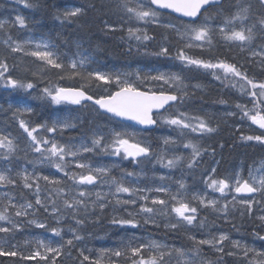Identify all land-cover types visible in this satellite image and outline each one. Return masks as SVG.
Instances as JSON below:
<instances>
[{"label": "snow or ice", "instance_id": "1", "mask_svg": "<svg viewBox=\"0 0 264 264\" xmlns=\"http://www.w3.org/2000/svg\"><path fill=\"white\" fill-rule=\"evenodd\" d=\"M18 3H24L25 7H35L33 3H28L27 0H17ZM225 0H120L116 6L120 13L122 23L117 27V24L108 20L103 21L104 30L115 32L117 30L124 31V24L127 23V40L137 41L138 46L144 45L155 39L149 35L147 25L155 24L167 30L173 31L178 38V42L182 43V47L178 48L174 59L180 61L183 69L191 70L193 67L197 69L212 70V75L216 80L224 83L229 81L232 87H239L242 94L252 97L253 109L249 110L246 105L237 103L236 108L239 109L244 117H247L252 124L257 125L260 129H264V81L256 82L248 75L241 71V66L235 63H230L227 60L203 59L200 57L189 55L187 49L199 48L211 52L213 50L214 37L219 35L220 38L229 47H236L243 53H249L251 57H260L261 64L264 65V0H255V6L252 0H235L229 9L223 7ZM154 6V7H153ZM208 8H215L216 18H220L221 23L213 27L210 21L213 19L210 15H204ZM234 9V10H233ZM164 11L168 15L177 14L175 19L181 20L182 23L177 25L169 21L162 23L161 17ZM85 13V9L81 6L72 5L65 6L64 9L57 10L55 18L63 24L64 22L73 23ZM204 15V19L200 17ZM183 18H188L184 20ZM133 23L137 26H132ZM19 25L20 28H26L27 21L24 17L17 15L15 20L0 21V43L7 48L11 54L22 53L24 56H31L49 69L58 70V78H74L79 76L87 81L89 86L96 84L98 88H103L106 95H99L95 98L93 94H89L87 90L61 87L49 85L41 90L39 99L47 100L52 105L71 104L81 105L84 101H91L104 113L111 114L113 117L122 118L126 121L135 122L138 125L154 126L157 124L174 126V130L179 131V139L172 137H163L164 149L159 153H154L150 144H146L140 140L134 139V134L114 132L109 140L103 135L93 134L91 144L81 143L78 147L71 144H61L54 139L44 138L39 135L42 130L48 133H55L59 128L61 131L67 128L75 127L74 123L69 120H55L51 126L47 124H36L32 126L29 120L23 118L24 114L31 115L33 109L31 107L16 108L12 111V106L9 110L12 111V119L18 120L19 128L27 134L28 145L25 149L37 154L38 159L33 163L48 164L55 168L58 172L63 173L67 178L66 181L60 179H52L48 175H43L33 171L28 173L23 170L17 175L22 181L23 189H27L35 196L34 204L31 200H27L21 195L19 199L5 193L0 203L7 200L8 203L0 208V221L6 222L10 226H0V233H13L19 231L23 227V222L14 220L9 214V210H14L16 218H25L27 224L35 225L37 228H46L47 225L34 218L36 216L37 207L42 208L45 213L54 217L59 224L66 216L74 221L75 226H69L68 232L71 233L70 238H64L63 229L59 227L51 228L54 236L60 237L64 241L63 244L53 246L51 242L45 243L44 240L35 241L36 250L29 255H23L17 250L16 245H10V249H6L5 245L8 241L0 243V256L17 257L20 256L23 260L52 261V264H57L56 258L62 255L65 247L71 249L75 246V242H81L84 237L80 234L82 227L90 222L91 216L95 215V211L99 209L101 213L106 209L109 203V197L115 199L118 205L135 206L139 201H143L139 205L137 212L127 211V217L113 216L111 224L120 227L137 228L140 226L138 217H143L145 225H154L159 228L161 226L158 217L166 218L163 226L168 231H177L181 228L186 230L187 239L191 242V247L186 249L183 246L178 248H170L166 244H162L156 240L149 242L129 241L122 248H117L109 253L107 249L100 250V256L110 255L115 258H124L131 264H171L172 260H176V264H225L224 256H240L242 259L239 264H264V251H257L247 245H242L239 241L232 240V248L236 251H225V242L231 238L226 233L214 235L208 234L207 238H197L192 234L193 228L203 229L207 226L206 218L201 219L199 216L200 208L210 209L214 213L222 214L226 219L230 215L231 210L239 211L241 217L246 213L249 217L253 214L254 203L259 204L264 200V174L258 178L254 175L253 170L249 169V178L244 179L237 172L230 178L214 177L216 168H212L211 174L204 176V183L212 192L219 193L224 199L221 204L220 198H208L207 194H193L191 201L187 199L182 192H187V188L183 178L177 181L179 190L173 194L171 187L161 183L152 188H137L125 185L126 177L139 176L142 173L125 172L120 179L115 177L110 178V168L105 166L92 167L88 163H84L78 158L82 153L99 152L112 155L125 160L130 159L132 163L139 165L144 161L152 162V157L155 156V162L161 167L174 169L182 164H186L187 169H194L203 155L208 154L209 149L204 148L199 143L192 139H187L184 143V148L190 150L188 157L183 155H173L171 158H166L168 146H175L183 141L186 136V130L191 133H198L200 136L212 134L217 131V128L212 127L211 117L189 115L184 111H178V114L165 115L160 110L167 111L165 106L173 107L172 102H183L190 98L188 91L189 85L186 84L185 77L181 72H157L155 75L151 73L142 74L140 70L133 72H100L89 71L84 75L85 64L90 61V57L83 56L80 53L81 44L76 42V56L67 65L61 61L60 56L55 50L56 45L51 41H20L14 39L11 35V29ZM143 26V27H142ZM122 40L125 37H121ZM163 39L168 41L169 37L164 36ZM256 45L255 48L252 46ZM34 46V48H33ZM32 48L33 50H29ZM171 46L167 43L159 46V51L153 52L152 55L157 57H170ZM220 70L223 76L220 75ZM46 69L41 68L39 73L33 72V75L43 76ZM64 73V74H60ZM134 77V79H133ZM162 82V83H161ZM160 84L159 91L152 88L144 91L141 90V85ZM164 86H167L165 88ZM0 87L12 90L28 91L35 88V84L31 81L25 82L21 79L14 78L7 63V56L0 57ZM115 90H112V88ZM193 89H199V84L193 85ZM194 94V93H193ZM219 103H226L221 100ZM254 113V114H253ZM236 113L228 112L227 115L233 116ZM158 117V118H157ZM242 140L256 141L264 145V134L242 136ZM18 140L11 136L10 133H5L0 130V159L10 163V157L17 151ZM223 145H221V148ZM211 154L215 155V149H211ZM73 158L72 160L66 159ZM72 164L75 168L80 169L79 173L70 171ZM11 169L0 170V187L2 186H18V181L11 175ZM264 172V164L260 170ZM161 181L170 179L166 175L159 176ZM45 182L42 187L40 181ZM67 181H71L68 184ZM108 185L109 191L95 192V199H90L93 193L80 186ZM51 185L49 189L47 186ZM115 189L113 192L112 189ZM48 195L44 196V192ZM155 191L168 196V199L158 197H149L148 192ZM235 192L237 196H233L231 201L227 200V194ZM128 194V199H121L118 194ZM260 193L262 200L253 201L248 198H238L239 194H254ZM150 201V203H149ZM193 201L195 203H193ZM237 205L240 207L237 208ZM158 206V207H157ZM172 214H175L174 216ZM29 216L32 219H27ZM261 221V226L264 227V214L257 217ZM257 238L264 241V235L254 233ZM208 246L214 249L216 253L221 254L215 261L207 260L202 255L203 246ZM83 261H90V257L84 254L83 250H79ZM144 253H148L147 258ZM48 254H51L50 256ZM70 254V253H69ZM250 254L253 258L250 259ZM90 264H102L101 259L91 261ZM111 264H118V260L111 261Z\"/></svg>", "mask_w": 264, "mask_h": 264}, {"label": "rangeland", "instance_id": "2", "mask_svg": "<svg viewBox=\"0 0 264 264\" xmlns=\"http://www.w3.org/2000/svg\"><path fill=\"white\" fill-rule=\"evenodd\" d=\"M11 0H0V21H9L12 22L15 20V17L17 15L22 16L26 19L27 21V27L26 28H20L19 25L14 26L12 29L16 30L17 33L13 36L14 39H18L20 41H27V40H32V41H40V40H46V41H51L54 45H56L55 50L57 51L58 55L60 56L61 61L65 64L66 70H67V65L68 63L73 59L79 57L76 56L77 53V48L75 47L76 42H79L81 44L80 48V53L83 56L90 57V61L85 64L84 68V75H87V72L89 71H100V72H133L135 73L137 70H140L142 74H147L151 73L155 75L157 72H181L182 71V65L180 63L174 64L173 59L168 60L166 63L165 67H159V68H148L144 67L140 64L138 61V53H134V55H127L126 58H122L120 62L115 61L114 59H111L108 54H96L102 58H97L95 57V54L91 51V47L89 46L88 48V43L86 42V38L83 37L82 35L76 34L75 32L71 33V36L68 38L70 41V44L72 45V50H67V49H62L59 48L58 45L54 42V36L56 35V29L54 27H46V26H34L32 25L33 23L31 22V16H28L26 12V8L24 3H18L17 0H15V4H10ZM28 2V1H27ZM73 4H64L59 10H63L65 6L71 7ZM162 23H168V21H163ZM211 23V22H210ZM213 27H215L218 24H213ZM101 25L104 28L103 21L101 22ZM119 28V26L117 25ZM160 27V26H159ZM163 29L166 34L168 35L169 39L168 41H165L163 39L164 35H161V38H159L158 41V46L157 50L159 51V46L162 44H172L174 47V50L172 52L173 55L176 54V49L182 47V43L178 42V38L176 37L175 32L167 30L163 27H160ZM74 31V30H73ZM107 31V30H106ZM127 31V29H126ZM109 32V31H108ZM115 32H121L120 30H117ZM112 33V32H111ZM166 35V36H167ZM219 35L215 36L218 37ZM255 48L256 46H252ZM34 48V46H33ZM29 50H33L30 48ZM241 55H243L240 52ZM7 56V63L9 65V69L11 71V74L14 78L21 79L25 82L31 81L35 84V88L28 90L27 92L24 90H12V89H6L4 87H0V100L2 97H6V105L0 104V130L4 131L5 133H10L12 137L16 138L18 140L17 146L20 148V150H25L28 145V138L27 134L23 132L22 129L19 128V123L18 120H13L12 117V111H14L16 108H24V107H31L33 108L34 106H37L40 104L39 96L41 94V90L44 87L51 85L54 86H59L58 83L61 81H68V82H75L77 83V88L82 89V90H89V91H97L100 94L99 95H106L103 91V88H98L96 84H92L89 86V83L83 79H81L79 76H76L74 78H65L63 80H60L58 78V70L55 69H49L48 66L43 65L42 62L37 61L36 58L31 57V56H24L22 53H17V54H11L10 51L4 47L2 43H0V57ZM246 60L248 61L249 64H255L257 65L258 69H264V65L261 64V58L260 57H251L249 53H246ZM41 68L46 69L45 73L43 76L41 75H33V72L39 73ZM194 71L196 75L202 76L203 77V72L204 69H195ZM64 74V73H60ZM134 79V77H133ZM162 83V82H161ZM141 90L147 91L149 88H152L155 91H159L160 89V84H149L147 86L141 85ZM167 88V86H164ZM229 86H224L223 90V98L225 99L226 103H221L217 106H202L204 105V101L201 100L203 98L204 92L200 90L199 93H202V97L200 98V105L201 107L197 108V111L199 112V116H205V117H211L210 122L211 123H221L222 125L237 130L239 128L238 125H233L230 123V120H232L235 116H229L227 115L228 112H234L235 106H228V101L227 99L229 98ZM112 90H115L113 87ZM236 90V89H235ZM237 91V90H236ZM196 94V92L194 91ZM99 95L97 97H99ZM242 97V96H241ZM209 99L213 101L215 104L218 102L220 98H217V96L213 93L211 96H209ZM218 100V101H217ZM84 104V103H82ZM71 105V104H61L59 106L57 105H52V117L51 121L55 120H69L71 123H74L76 126L72 128H67L64 130H60L59 128L55 133H49V138L54 139L56 142L64 144V140L62 137H59L56 135L57 133H63L67 131H74L75 135L72 139H70L67 144L79 146L81 143H87L91 144V140L93 137V134L97 135H103L107 137L109 140L112 138V134L114 132H121V133H129V134H134V139L135 140H140L146 144H150L152 147V150L154 153H159L161 149H164L165 146L163 144V137H172L179 139V135H174L172 134L168 128L166 127L167 125H162V127L155 131L153 133V138L154 140H151L150 137L145 135V133H142L141 131L137 129H133L128 127L125 124H121L119 122L115 123L112 122L109 119H105L104 121H100L101 115L96 110L94 107L93 108H84L85 114H86V124L85 126H82L84 123L85 119H79V111H74V109H77L78 107H83L84 105ZM12 106V111L9 110V106ZM78 110V109H77ZM90 112V118H88L87 114ZM77 112V114H75ZM184 112L188 113L189 115H192L189 113L188 109H185ZM168 115V114H166ZM193 115H195V111H193ZM98 118L97 121L93 123V119ZM83 121V122H81ZM93 123V124H92ZM250 129L254 132H257V135H261L264 133H260L259 129L257 128L256 125L254 124H245L244 125V130ZM78 132V134L76 133ZM187 136L186 138L181 141L180 143L176 144L175 146L169 145L168 146V151L166 158H171L173 155H183L185 157H188L190 154L189 149L184 148V143L187 142V139H192L194 142L199 143L200 141L204 140L209 134H206L204 136H200L198 133H191L190 131L186 130ZM40 135V133H39ZM213 138V137H210ZM208 138L205 143H199L202 145L204 148L207 149H212V148H218L217 145L214 143L212 144V141H209ZM258 143V142H257ZM259 144V143H258ZM212 145V146H211ZM261 145V144H260ZM264 146V145H263ZM3 151V150H1ZM239 152V151H238ZM237 155V154H236ZM210 156V153L208 152V155H203L202 158L200 159V162L198 165L192 169L189 170L186 167V164H182L181 166L174 168V169H167L163 168L160 166V164L155 162V156L152 157V162L149 163L148 161H144L140 163L139 165L134 164L131 162V160H125L122 158H118L112 155H106L99 150L96 152H90V153H82V155L78 158L84 163L90 164L92 167H97V166H105L110 168V173H116L119 178H121L122 173H120V169L122 168V163L125 161H130L131 165L129 168L124 169L125 171L129 172H136V173H142L138 177H126L125 182L127 183V186L131 184L133 187L137 188H152L154 189L156 186L160 185L161 183L165 184L166 186L171 187L172 193L175 194L179 190V186L177 181H179L181 178H183L184 182L186 184H192L191 186L187 187V192H182V195H185L188 200L191 201V198L193 194H200L204 195L207 194L208 198H220L221 199V204L224 203V199L220 197L219 193L212 192L210 189H208L204 183V177L203 179L200 178V182L196 183L197 175L194 176V172L198 171L199 173L203 172L201 170V161H205L208 159ZM37 157V156H36ZM217 158H220L219 156ZM66 159L72 160L73 158L67 157ZM36 161V160H35ZM221 161V159H220ZM12 163H15V167H10L9 165H6L4 167H0V170H6V169H11V175L19 179V176L17 173L27 170L28 173H32L33 171H36L37 173L47 175L44 171H49L50 169H54L55 174H62L61 172H58L55 168L51 167L48 164H40V163H34V166L32 165L33 162L27 163V164H18L16 160H13ZM227 161L226 165L223 168V172L221 173L220 177H217L218 170L216 169V172L214 173V177L217 179L220 178H230L233 176L234 173L239 172L244 179L249 178V169L251 168L253 170L254 175L258 176L264 174V172L259 171L261 168V165L264 164V156L261 158V160L258 163H255L252 166L245 167L242 160L241 156L237 158V161L235 163ZM7 164H10L9 162ZM213 164V163H210ZM229 164V165H228ZM216 168V164L214 163L210 169L207 170L205 175L211 174L212 168ZM116 169V170H115ZM70 171H74L79 173L81 170L75 168V164H72L70 167ZM48 175L50 177H54L56 175ZM161 175H166L170 177V179H167L165 181H161L159 179V176ZM204 175V176H205ZM58 178L67 180V178L62 174V176H59ZM62 180V181H63ZM69 182V181H67ZM40 184L42 187L45 186V182L43 180L40 181ZM4 190L0 191V199L3 198L5 193H8L10 196H14L17 199L23 195L24 198H27L26 196H29L32 198V203L34 204L35 202V196L32 195V192H30L27 189H22L21 187H13V186H4ZM81 188H84L86 190H89L93 193V198L95 199V192L96 191H103L107 193L109 191V187H106V185H97L95 188L92 186H80ZM9 188V189H8ZM18 190L19 194H15V190ZM114 189V188H113ZM112 191L114 192L115 190ZM24 190H27L29 193H25ZM258 195L255 198H248L252 199L254 202L257 200H262L261 197L258 198V196H261L260 193H257ZM44 196L48 195V192L43 193ZM121 199H128V194H118ZM147 195L149 197H158L162 199H168L169 197L166 196L163 193H157L155 191L148 192ZM233 196H237L235 192H229L227 194V200L231 201ZM238 198H246V197H239ZM115 201L113 197H109V212L111 218L113 216H124L127 217V211H133L137 212L139 210V205L143 203V201H139L137 205L132 206H123L120 205V211H118V208H116L115 204L111 201ZM8 203L7 200H3V203H0V208H2L4 205ZM150 203V201H149ZM193 203H195L193 201ZM263 205L261 204H256L254 203V209L253 212L256 210V206L261 208L260 213H256L257 215L255 216L256 219L259 215L264 214V200H262ZM158 207V206H157ZM240 206L237 205V208ZM127 209V211L125 210ZM200 210H205L209 211L213 214L216 215L218 219L222 220V223H228L232 221L231 216H229L227 219L220 213H214L210 209H205V208H200ZM9 214L12 216V218L15 220L14 216V210L10 209ZM247 214V213H246ZM173 216L175 214H172ZM248 219H252L253 215L249 217L247 215ZM33 217L29 216L27 219H32ZM42 222H44L47 227L45 228H37L35 225H29L26 222L25 218H18V220H21L23 222V227L19 231H14L13 233H0V243H3L4 241H8V244L5 245L6 249H10V245H16L17 250L22 252L23 255H29L31 252L36 250V244L35 241L37 240H44L45 243L51 242L53 246H56L57 244H63L64 241L60 239V237H56L52 234L51 228L53 227H59L63 229V234L65 240L70 238L71 233H69L68 226L62 225L65 220H62L59 224H57V221L54 217L50 216L48 213H45L42 208L37 207L36 211V216L34 217ZM139 221L141 222V225L144 226L145 224L143 223V217H138ZM158 220H160L161 225L164 230H166L163 226L164 219L166 218H161L158 217ZM259 220V219H257ZM260 221V220H259ZM261 222V221H260ZM151 225V224H149ZM0 226H10L6 222L0 221ZM124 231L119 235H116L115 239H118L121 243L122 246L129 241H134L135 243L143 242L141 241L140 236L133 235V233H129V231L126 230V228H123ZM37 230H39V233H37ZM180 233L183 235V237L187 239V233L186 230L181 228L179 229ZM202 232V231H201ZM200 232V234H201ZM109 233H112L111 229L107 231L106 233L98 234V235H92V234H81L84 237V240L81 242H75V246L72 247L71 249H68L65 247V249L62 252V255L56 258L57 264H90L91 261H95L97 259H101L102 264H111V261L113 260H118V264H123L122 258H106L100 256V250L103 249V241L101 240L105 236H107ZM210 233L214 235H218L219 233H226L230 236V240L225 242V251H236L235 249L232 248L231 241L236 240L239 241L242 245H247L250 248H254L257 251H264V246H261L258 244L257 241L250 237H234L229 231L226 229H221L218 231H211ZM192 234H195L196 237L199 239V234L196 232V230L193 228L192 229ZM16 237L18 238L16 240ZM208 236L204 237L207 238ZM189 241V240H188ZM168 242V241H166ZM162 244H166L163 241H161ZM170 243V242H168ZM168 245L170 248H172L169 244ZM204 249L206 250V254L203 255L207 260H210L212 256L210 255L211 252H214V249L209 248L208 246H203ZM79 250H83L85 255H88L90 257V261H83V257L80 256ZM209 251V252H208ZM70 253V254H69ZM49 256L51 254H48ZM238 257V256H234ZM239 257H242V252ZM147 258V257H146ZM253 258L252 254H250V259ZM35 264H52V261L49 259L48 261H41L38 258L35 260H32ZM131 264V263H130ZM171 264H176V260L173 259Z\"/></svg>", "mask_w": 264, "mask_h": 264}, {"label": "trees", "instance_id": "3", "mask_svg": "<svg viewBox=\"0 0 264 264\" xmlns=\"http://www.w3.org/2000/svg\"><path fill=\"white\" fill-rule=\"evenodd\" d=\"M28 3H33L36 6L35 7H27L26 12L28 16H31V22L34 26H46V27H54L56 29V35L54 36V42L58 45L59 48L72 50V45L70 44L69 37L71 36L72 32H75L76 34L82 35L86 38V42L91 47V51L95 54V57L102 58L96 54H108L111 59H114L117 62H120L122 58H126L127 55H134V53H138V61L140 64L144 67L148 68H159V67H165L166 63L170 59H174V55L172 54L174 47L172 44H169L171 46V56L170 57H157L155 55H152L153 52H157V46L159 38H161V35L166 36V32L161 29L158 25L150 24L147 25L148 33L151 36H154L155 39L146 42L144 45L138 46L137 41L133 40H127V27L129 26L127 23L124 24V31L121 32H108L104 30L103 26L101 25L102 21L108 20L110 22L116 23L118 26L122 23L120 19V13L117 10V5L119 4L120 0H27ZM235 3V0H225L223 7L226 9H229L232 4ZM252 3L255 6V1L252 0ZM10 4L16 5L15 0H11ZM64 4H73L76 6H81L85 9V13L79 17L75 22L69 23L64 22L63 24L61 21L57 20L55 18V14L58 8H60ZM234 10V9H233ZM215 8H210L204 15H210L213 17L211 22L213 24H219L221 23L220 18H216ZM203 15V16H204ZM162 22L163 21H171L174 24H181L182 21L174 19L168 15H162L161 17ZM132 26H137L135 23H133ZM143 27V26H142ZM74 30V31H73ZM17 33L16 30L11 29V35L12 37ZM168 36V35H167ZM121 37H125L124 40L121 39ZM177 51V49H176ZM189 55L196 56L203 58L205 60L212 59L213 61L219 59V60H227L230 63H235L237 66H243L241 71H244L249 78H252L256 82L264 81V69H258L255 64H249L245 57H241L238 53V50L236 47L232 46L229 47L225 42L218 37H214V44H213V50L211 52L207 50H201L199 48H193V49H187L186 50ZM175 62H180L176 59H174ZM193 67L191 70L186 69V73L184 75L185 78H187V81H190L192 83L193 78L191 73H194ZM197 69V68H195ZM201 70V69H199ZM206 71V70H204ZM220 72L221 76H223V73L220 70H217ZM226 82V81H225ZM187 84V83H186ZM61 87H70V88H77V83L75 82H68V81H61L58 83ZM231 84L228 83V81L225 83V86H229ZM89 94H93L96 98L100 93L97 91H89L87 90ZM188 91L190 93V98L185 99L183 102L178 101V104H175L171 109L169 108L166 111V114H178V110L176 111L175 108L178 107V105L181 103V111H184L185 109H188L190 113H193L195 111V108L198 104H200V98L201 96L198 94L199 92H196V94H192L191 91L188 88ZM207 97L201 100H205L204 103H212L211 100H206ZM224 101L223 96L220 97V100ZM0 104L6 105V97H2L0 100ZM83 107H78L77 109H74V111H79V119L82 117V119H85L82 126H85L86 124V114L84 111V108H93V106L90 103H84ZM254 105L251 103L246 108L251 110L253 109ZM33 113L31 115L24 114L23 118L26 120H29L32 124V126H35L36 124H47L48 126H51L52 121V104L47 100H40V104L37 106H34ZM90 112H88L87 116L90 118ZM196 112V111H195ZM12 113V112H11ZM77 114V112H75ZM165 114V115H166ZM254 114V113H253ZM98 118L93 119V123L97 121ZM107 119L105 116H101L100 121H104ZM83 122V121H81ZM231 122L234 125H241L243 123H248V118L243 116V113L239 110V113L236 114V116L231 120ZM92 123V124H93ZM212 127L217 128V131L215 133H212V137L209 141H212L215 145H217L218 148L215 149V155L213 156L211 154V149H209L210 156L205 161H201V170L203 172L199 173L198 171L194 172V176L197 175L196 183L200 182V178H202L203 174L207 172L209 169L210 163L213 162V160L220 156L221 162L218 167V175L217 177H220L221 173L223 172V168L226 165L227 161L235 163L237 161V158L241 156V160L245 167H249L254 165L255 163H258L261 158L264 156V146L258 144L256 141H245L242 140V136H255L257 134L250 133L249 130H243L238 129L234 130L231 128H228L222 124H212ZM162 127V124L157 125V130H159ZM168 130L173 133L174 135H179L178 130H174V126H166ZM78 134V132H76ZM263 133V132H260ZM59 137H62L64 140V144H67V142L72 139L75 135L74 131H67L63 133H57ZM40 136L44 138H49V133L45 130H42L40 132ZM151 138V140H154V138L151 135H147ZM202 144V143H201ZM221 145L223 147L221 148ZM1 151V150H0ZM239 151V152H238ZM237 154V155H236ZM208 155V154H205ZM37 154L32 153L31 151L20 150V148L17 146V151L11 155L10 157V164H7L8 162H5L4 160L0 159V167H4L6 165H9L10 167H15V163H12L13 160H16L17 165L18 164H27L30 162H34L38 159L36 157ZM232 163V164H233ZM34 166V163L32 164ZM131 165L130 161H125L122 163V168L120 169V173H125L124 169H128ZM229 165V164H228ZM116 170V169H115ZM45 173H50L49 175L53 176L54 169H50L49 171H44ZM63 174V173H62ZM62 174H55L56 176L50 177L52 179H60L59 176H62ZM115 177L117 179H120L119 176L116 175V173H110V178ZM138 177V176H134ZM20 181L19 179H17ZM63 180V179H60ZM66 181V180H63ZM68 184H71L72 182H67ZM99 185V184H98ZM125 185L127 186V183L125 182ZM187 187L191 186L192 184H186ZM16 187H22V181L18 183V186ZM49 189L52 187L51 185L47 186ZM108 187V185H106ZM9 189V188H8ZM15 194H19L16 190ZM115 190V189H113ZM25 193H29L27 190H24ZM27 200L33 201L31 197L26 196ZM261 196H258V198ZM90 199H94L93 195ZM113 205L115 204L116 208H118V211H120V205L116 204L115 201H111ZM263 205V203H259ZM95 211V215L91 216L90 222L86 223L82 229L80 230V234H92V235H98L102 233H106L111 229L112 233H109L107 236L102 238L103 241V249L109 250V253L112 250H115L117 248H122V243L115 239L116 235L121 234L122 231H124L123 228H126L129 233H133V235L140 236L141 241L144 243L149 242V240H156L161 243L163 241L166 244H169L172 248H178L183 246L184 248L188 249L191 247V242L186 240L183 235L180 233V230L177 231H168L164 230L162 225L157 228L154 225H141L137 228H131L128 226L120 227L117 225L111 224V216H110V210H109V203L106 206V209L103 213L99 211V209L91 210ZM261 208L256 206V210L253 212V218L248 219L247 214H245L243 217H241L239 211H233L231 210L230 206V215L232 218L231 222L228 223H222L221 219H218L215 214L200 210L199 216L201 219L206 218L208 221V224L203 229L194 228L196 232L199 234L200 238H204L208 236V234L211 231H218L221 229H226L229 231L234 237H250L258 242L259 245L264 246L263 243L257 238V236L254 233H259V235L264 234V227L261 226V222L256 219V213H260ZM122 213V212H121ZM123 214V213H122ZM124 215V214H123ZM18 218H15L17 220ZM165 220V219H164ZM163 220V221H164ZM65 226H75L74 221L70 218V216H66L65 222L62 224ZM46 229V228H45ZM202 231V232H201ZM201 232V234H200ZM37 233H39V230H37ZM18 238L16 237V240ZM170 243H168V242ZM262 251V250H260ZM206 254V250L202 249V255ZM145 257H147L149 254L144 253ZM210 255L212 258L210 260L215 261L221 254L211 252ZM106 258H114L110 255H105ZM225 264H239V261L242 259V257H229L224 256L223 257ZM123 264H130V260L126 261L124 258H122ZM0 264H35L32 260H23L20 256L17 257H10V256H0ZM85 264V263H82ZM244 264H247V261L244 262Z\"/></svg>", "mask_w": 264, "mask_h": 264}, {"label": "water", "instance_id": "4", "mask_svg": "<svg viewBox=\"0 0 264 264\" xmlns=\"http://www.w3.org/2000/svg\"><path fill=\"white\" fill-rule=\"evenodd\" d=\"M153 7H154V6H153ZM164 13L167 14L166 11H164ZM172 16L176 17L177 14H172ZM183 19H184V20H187L188 18H183ZM90 102H91V101H90ZM91 103H92V102H91ZM172 103H175V102H172ZM92 104H93V103H92ZM93 105H94V104H93ZM94 106H96V105H94ZM96 107L99 109L98 106H96ZM167 107H168V106L166 105L165 108H167ZM99 111H100L101 113H103V114L108 115V116L111 117V118H114V119H116V120H118V121H121V122H125V123H128V124H132V125H134V126L140 128V129H143V130H152V129H154L155 126H156V125H154V126H149V127L146 128L145 126L138 125V124H136L135 122H132V121H126V120H123L122 118H116V117H113L111 114L104 113L103 110H101V109H99ZM160 111L162 112V111H164V109H161ZM254 194H255V193H254ZM254 194H239V195H244V196L251 197V196H253ZM262 242H264V241H262Z\"/></svg>", "mask_w": 264, "mask_h": 264}, {"label": "bare ground", "instance_id": "5", "mask_svg": "<svg viewBox=\"0 0 264 264\" xmlns=\"http://www.w3.org/2000/svg\"><path fill=\"white\" fill-rule=\"evenodd\" d=\"M213 144V143H212ZM212 146V145H211ZM209 252V251H208Z\"/></svg>", "mask_w": 264, "mask_h": 264}]
</instances>
